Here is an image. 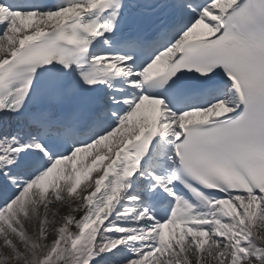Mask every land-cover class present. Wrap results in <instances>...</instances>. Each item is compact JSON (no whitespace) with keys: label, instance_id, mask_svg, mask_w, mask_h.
<instances>
[{"label":"snow or ice","instance_id":"1","mask_svg":"<svg viewBox=\"0 0 264 264\" xmlns=\"http://www.w3.org/2000/svg\"><path fill=\"white\" fill-rule=\"evenodd\" d=\"M0 264H264V0H0Z\"/></svg>","mask_w":264,"mask_h":264}]
</instances>
